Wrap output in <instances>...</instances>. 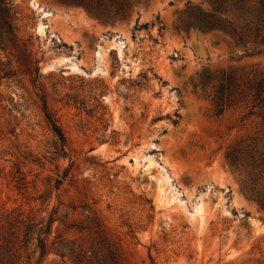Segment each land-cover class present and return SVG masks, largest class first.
Segmentation results:
<instances>
[{
	"label": "rangeland",
	"instance_id": "obj_1",
	"mask_svg": "<svg viewBox=\"0 0 264 264\" xmlns=\"http://www.w3.org/2000/svg\"><path fill=\"white\" fill-rule=\"evenodd\" d=\"M189 1L210 7L135 0L128 19L110 21L62 0H8L16 38L0 43V228L55 213L50 241L66 254L37 252L32 264H77L71 251L97 246L99 230L125 264H264L263 110L249 97L218 114L194 86L205 72H264V42L179 31Z\"/></svg>",
	"mask_w": 264,
	"mask_h": 264
},
{
	"label": "trees",
	"instance_id": "obj_2",
	"mask_svg": "<svg viewBox=\"0 0 264 264\" xmlns=\"http://www.w3.org/2000/svg\"><path fill=\"white\" fill-rule=\"evenodd\" d=\"M65 3L84 6L92 14L110 21L126 20L130 17L135 0H62ZM208 9L201 5L187 3L185 18L177 25L179 31L199 30L202 33L222 32L234 38L238 45L247 47L250 43L264 42V0H207ZM13 9L8 0H0V43L4 40H15L13 24ZM160 19V18H159ZM147 26V25H146ZM139 18L135 29H139ZM164 25H160L162 35ZM262 53L253 50L250 55ZM195 88L212 96L216 111L222 114L226 109L236 107L240 101L249 97L253 99L252 108H259L264 115V72L253 78L242 79L236 70H223L217 73L205 72ZM42 110L46 122L62 140L61 150L65 152L66 136L61 125L49 106L46 96H42ZM253 113V112H250ZM259 156L264 163V142L259 150ZM233 166H238V159L229 157ZM68 171L62 179L66 178ZM61 185V179L56 186ZM264 206V194L257 195ZM56 221L55 213L46 216H23L22 213L13 217L6 226L0 228V264H32L33 257L40 252V261L52 250H56L64 257L61 247H56L57 238L50 241ZM100 237L97 246L90 251H71V256L77 264H125L119 245L107 235L98 231ZM31 245H34L31 250Z\"/></svg>",
	"mask_w": 264,
	"mask_h": 264
},
{
	"label": "bare ground",
	"instance_id": "obj_3",
	"mask_svg": "<svg viewBox=\"0 0 264 264\" xmlns=\"http://www.w3.org/2000/svg\"><path fill=\"white\" fill-rule=\"evenodd\" d=\"M33 5H34L37 9L42 10L40 7H38V5H37L36 3H34ZM44 14H45V16H48V15H49V13H47V12H44ZM46 28H47V25H46L45 23H41V24L39 25V27H38V32L44 34V33L46 32ZM51 67H53V66H51ZM72 68L75 69L76 67H75V66H72ZM160 194H161L162 196L166 195V191H165L164 187H162V186H161V188H160Z\"/></svg>",
	"mask_w": 264,
	"mask_h": 264
},
{
	"label": "water",
	"instance_id": "obj_4",
	"mask_svg": "<svg viewBox=\"0 0 264 264\" xmlns=\"http://www.w3.org/2000/svg\"><path fill=\"white\" fill-rule=\"evenodd\" d=\"M50 65V64H49Z\"/></svg>",
	"mask_w": 264,
	"mask_h": 264
}]
</instances>
